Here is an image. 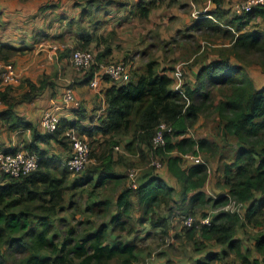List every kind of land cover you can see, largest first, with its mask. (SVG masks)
I'll return each mask as SVG.
<instances>
[{
  "label": "trees",
  "instance_id": "16d2710c",
  "mask_svg": "<svg viewBox=\"0 0 264 264\" xmlns=\"http://www.w3.org/2000/svg\"><path fill=\"white\" fill-rule=\"evenodd\" d=\"M213 1L217 6L208 14L216 21L210 17L200 19L193 29L205 30V35L223 36L230 40V50L201 67L193 87L186 88L184 83L189 105L174 89L173 74L159 70V62L153 59L135 71L128 82L103 87L106 107L97 124L81 129L78 120L61 118L56 131L45 132L21 116L16 107L33 101L52 86L51 78L47 76L39 82L28 79L29 90L15 96L17 90L3 82L4 70H0V101L5 105L0 122L13 131L30 130L32 137L12 149L0 150L15 152L23 147L38 158L37 168L19 177L0 172V264H135L140 252L136 241L130 239L135 233V203L144 208L141 223L166 230L168 216L158 215L156 207L165 204L171 216L176 198L181 199L179 209L186 220L209 204L219 210L211 217L202 213L203 219L210 217L207 224L196 220L191 226L182 227L183 236L197 251L204 252L213 243L225 246L222 254L233 253L240 264L258 263L248 249L243 250L242 241L236 236L240 227L264 228V85L257 88L245 65L233 63L230 56L241 63L254 58L264 73V28L255 24L257 18L264 21V6L228 17L231 12L220 7L222 0ZM138 8L140 16L147 19L152 6L145 7L141 2ZM93 25V31L86 26L80 29V47L91 48L96 62H110L114 52L98 33L99 21ZM17 52L18 48L0 43V59L4 62L14 65L10 60ZM127 60L126 57L122 62L129 63ZM95 68L96 64L81 72L76 84L88 85ZM106 81L110 82L109 78ZM216 90L220 94L217 101ZM210 107L216 112L220 134L234 139L237 146L233 162L222 170L224 181L219 186L224 192L214 199L208 198L204 190L209 178L208 164L183 166L184 154H198L197 148L213 150L208 139L186 136L189 124ZM76 110L79 119L87 117L80 108ZM163 124L172 131L165 130V144L154 148L153 138ZM77 128L88 135L92 148L100 144L95 139L98 136L104 142L101 154L93 151L91 156L99 164L73 178L75 173L64 162L72 153L67 131ZM124 138L130 141L123 143ZM53 141L65 146L63 156L42 147ZM121 144L134 154L162 156L169 173L181 185V192L156 174L141 181L137 188L127 186V175L115 168L114 151ZM110 181L123 186L114 201L101 192ZM231 200L246 205L243 214L223 210ZM78 211L89 216L75 224ZM97 217L104 221L99 222ZM255 246L264 256L263 232L255 238ZM219 257L209 252L197 259V264H212Z\"/></svg>",
  "mask_w": 264,
  "mask_h": 264
},
{
  "label": "rangeland",
  "instance_id": "374dc122",
  "mask_svg": "<svg viewBox=\"0 0 264 264\" xmlns=\"http://www.w3.org/2000/svg\"><path fill=\"white\" fill-rule=\"evenodd\" d=\"M31 1L32 4H35L37 1L39 3V7L29 11L31 17L28 19V22H32L34 20H38L40 22L44 21V24L51 27L60 26L61 14L63 15V12H66L64 13V16L66 15L71 17L73 14V7L78 5L77 2H83V0H16V2L19 3H29ZM138 1L139 0H92L93 4L91 7H89L87 3H83L80 5L81 7H77L79 8L78 10H81L82 8L87 10L89 8V11L91 10L94 13L84 17L85 23L83 26L89 27L93 31L94 22L99 21V30H101V32L98 30V33L103 35L102 38L107 41L105 45H109L114 52L113 58H110L111 60L109 59L110 62L105 60L104 63L121 62L127 57L128 60L126 62H129L128 64L131 65L132 77L135 71L141 70V68L144 66L143 64L153 59H156L159 62V70H166L171 75L173 74L176 66L180 63H183L185 71L184 83L187 88L189 86L193 87L191 80L195 79L198 69L203 67L205 64L210 63L212 60L221 58L222 54H227L230 50V40L226 38L222 39L223 36L217 34L208 33L205 35L203 33H199L196 29H193V24L190 22L184 23L185 21L183 18L179 17V15L190 12L192 8L199 10L201 6L205 5L208 1L195 0L196 2L194 3L193 7H187L185 10L179 9L177 11L176 9L174 10L175 6L169 7L167 5V0H162L158 5L157 0H145V2L150 1L153 3L152 8L150 9L151 15L148 19L140 18L137 15V9L135 6ZM182 1L191 2V0ZM241 1L242 0H226V2L230 4L228 7L231 12L229 13V17L237 14L236 7L241 5ZM62 4L65 7L64 10L60 6ZM47 5L54 7L48 8L49 10H45V8L49 7ZM97 9L99 11L98 13L96 12ZM45 11L51 12V14L46 15ZM160 11H164L167 14L164 20H159V16H157V12ZM118 12H121L120 16L118 15ZM34 15H40L41 19H39L40 17L36 19ZM173 15H175L173 21L168 22V19ZM70 21L75 22L73 18L66 19V21H64L62 35L60 38H54L53 41L50 40L49 42L46 38L44 45L58 42L55 44H57V46L61 45L63 48L59 49L58 53L64 52L65 54V60L62 68L64 69L66 66V71H64L65 69L62 70L64 72H62V74L59 75V78L55 81L61 86H66L65 88L67 89H72L76 97V89L78 88L76 86L74 87V85H78L76 84V80H78V77L82 76V73L77 71L74 66L71 65V53L75 49L91 52L93 51L91 48H81L79 44L80 40H77L78 43H76V45H71L73 41L72 38L74 36L72 35V37H70V32L63 35L64 32H66L65 30L70 29ZM76 22L78 23V19ZM255 24H257V26L260 28H264V21L261 18H257L255 20ZM176 26H180L181 28ZM37 37H39V34L35 36V39ZM43 40L44 39L42 38L40 39V41ZM23 44L24 43L21 42L20 47H16L19 49V52H17L10 60L12 63H15L14 66L16 74L19 76V82L16 85H13L15 90H17L15 96H21V94L25 92L27 88L29 90L27 85L28 79L34 82H39L41 78H45L47 76L48 78H51L49 76L55 75L56 72L58 73V71H56V69L53 67L45 68V65H48L46 64V61L50 62L49 64H51L53 61H50L49 58L44 59L43 51L37 52V50L34 49L36 47H28L26 45L25 46L28 49L24 48ZM151 44L154 45L150 46ZM38 48L41 49L44 47L40 48L38 46ZM50 50L53 52L52 49ZM131 60H133V62H131ZM230 60L235 64L245 65L248 75L251 79H253L257 88L264 84V73L258 64H256L254 58H249L248 62L244 63H241L231 56ZM66 72H68L67 74H71L72 77H66ZM73 76L75 77L73 78ZM68 79H71L72 81H69ZM88 88L89 86L87 85V89ZM89 93H91L90 88L83 94L89 98ZM100 95H96L94 93L93 97H91V103H94L95 106V109L93 110L87 108V102L85 99L88 98L85 97L80 99L77 96L81 102V112H84L86 116H96L94 117V124L98 123L97 117L100 114H103L106 107L104 96L103 94ZM219 98L220 94L216 90V101ZM28 103L29 104H18L17 110L21 116L27 120H30L35 127H40V109L43 105L35 104L32 108H30L33 110H29L26 114H24V109H27L28 106L31 107V102ZM3 109H5V105L1 103L0 112ZM189 125L188 133L186 135L187 137H191L194 140L206 138L212 142L213 150L211 151L215 154H211V151L209 150L203 151L199 148L196 149L198 154H195L194 152H190L188 154L195 156L200 155L202 158L201 163L206 162L208 164L209 178L204 190L206 191L208 198H217L224 192L223 187L219 186V184H222L224 181L222 170L225 164L233 162L234 153L237 148L236 141L232 138H224L223 135L220 134L218 118L213 107L205 109V112L197 119L193 120ZM76 132L84 138L83 134H81L78 128ZM15 133L10 131L9 128L6 127V124L4 125L2 122H0V146H4V144L19 146L22 141L24 143V140L27 142L32 139L28 132ZM97 139L100 140V144L95 145L96 148H92L90 146L91 156L93 151L97 154H101L103 150L102 142L104 141L100 139V136H98ZM178 139L179 138L175 140ZM87 140L90 142L88 136ZM120 147V152L114 151V159L117 162L115 168L118 173L125 174L128 178V174L132 170H137L138 184L150 175L156 174L163 177L170 186L181 192V185L177 183L172 177H170L166 171L160 172L158 169L155 171V162L161 163L160 168H162V164H164V158L162 156L157 155L156 157H153L150 153H145V155H142L141 153L134 154L127 151L124 148V144H121ZM48 148H50V146ZM52 150L53 152L59 154L62 151V147L58 146L57 144H53ZM174 154L180 153L174 152ZM96 164H99L97 163L96 159L90 158V162L86 165L83 171L87 170L90 166H95ZM190 165H192V160H186L184 158L183 166L189 167ZM82 174L83 172H80L73 174L72 176H74L73 178H78L79 176H82ZM126 181L127 186H131V179L128 178ZM101 192L103 197L114 201L120 190L115 183H108L101 189ZM176 199L177 204H175V206L174 204L172 205L174 206V211L172 212L171 216L169 211L166 210L168 207H165V204L156 207L158 215L165 217L168 216L169 228L166 230L161 228L156 229L147 225V223H141L140 218L143 216L144 208L137 202L135 203V208L133 210L135 233L130 238L131 240L133 239L136 241L140 251L138 254V262L135 264H197V259L203 258L209 252H215L220 256L217 258V260L213 261L212 264H240V260L233 253L229 252V255L222 254L223 250H226V247L222 245L211 243L204 252H199L196 250L195 245L189 242L181 232L182 227L186 226L187 224L185 221V216L182 215L179 209L181 205V199ZM245 208L246 205L240 208L238 207V204L232 201L230 204L226 205L223 210L237 211L243 214ZM203 212L207 213L211 217L213 214L219 212V210L218 208L214 209L212 204L203 206L202 208L200 207L198 208L196 215L191 217L194 219V222L196 220L202 221ZM72 214L73 213H71V215ZM64 216L65 214H63V217ZM87 216L89 215L84 214L82 211L75 212L74 223L76 224L78 221H84L85 218H88ZM97 219L99 222L104 221L103 217H97ZM261 232L264 233V228H259L256 225H247L246 227H240L236 236L242 241V248L248 249L251 252L252 258L257 259L258 263L264 260V256L257 251L255 246V238ZM147 233L150 235L147 236ZM115 238L116 235L114 236V239Z\"/></svg>",
  "mask_w": 264,
  "mask_h": 264
},
{
  "label": "crops",
  "instance_id": "0c3cea01",
  "mask_svg": "<svg viewBox=\"0 0 264 264\" xmlns=\"http://www.w3.org/2000/svg\"><path fill=\"white\" fill-rule=\"evenodd\" d=\"M161 1L162 0H157V5ZM206 1H208V2H206L205 5L201 6V8L199 10L192 8L190 12H188V13L186 12L183 15H179V17L183 18V20L185 21L184 23L190 22L191 24H193V26L197 23L198 20L206 19V18H209V17L216 21V19L214 17H212V15L208 14V12L210 10H212L213 8H215L217 6V4L213 0H206ZM141 2L143 4V6L150 7V8L153 5V3L150 2V1L149 2H145V0H139L137 2L136 6H135L136 9H137V15L140 18H143V17L140 16V11H139V8H138V4L141 3ZM195 2H196L195 0H191V2H188V1L185 2V1H182V0H167V5L169 7L175 6L174 10L176 9L178 11L179 9L180 10H185L187 7H190V8L193 7ZM77 3H78V5H75L76 7L75 6L73 7V14H72L71 17L70 16H66V15L64 16V13H66V12H63V15L61 14V16H60V18H61L60 26L51 27V26H48V25L44 24V21L40 22L38 20H36V21L34 20L32 22H28L29 21L28 19L31 17L30 14H29V11H31L33 9H37L39 7V3L37 1H36L35 4H32V1L29 2V3H19V2H16V0H0V41H1L0 43H5V44L8 43L9 45H11L13 47H18L19 48L20 44L22 42V43H24L23 44L24 48H27L26 46H28V47H36L34 49H36L37 52L38 51H43L44 52V57H43L44 59L45 58H49L50 61H53V62H51V64H49L50 62L46 61V64H48V65H45V68H52L53 67L54 69H56V71H58V73L56 72L55 75L49 76V77H51V80L53 79L52 80L53 81V85L47 87L42 94L38 95V97L36 99L31 101V107L28 106L27 109H24L25 110V111H23L24 114H26L29 110H33V109H30V108H32L33 105H35V104L36 105H43V106H41V109H40V113L42 114L45 110L52 108V106L55 104V102L60 100V98L62 97L63 93L67 89V88H65L66 86H64V85L61 86L60 84L56 83V81H55L56 79L59 78V75H61L62 72L66 71V69H65L66 66L64 67L65 70L62 68V65H63L64 60H65V54H64V52L63 53H58L59 49H63V48L61 47V45L57 46V44H55V43H58V42L51 43V44H46V45H44V44H45V39L46 38H47L48 42L50 40L53 41L54 38H60V36L62 35V28H63L64 21H66V19H71V18H73L75 22H71V21L69 22L70 29L69 30H65L66 32H64L63 35L68 34V32H70V35H71L70 37H72V35L74 36L72 38L73 41H72L71 45H76V43H78L77 40H80V37H79L80 29L83 28L82 26L85 23L84 22V17L89 15L90 13L88 12L89 8L87 10H84V8H82L83 10L82 9L78 10L79 8H77V7L78 6L81 7L80 5H82L83 3H87L89 5V7H91L93 2H92V0H83V2H77ZM189 4H190V6H189ZM47 6H49V5H47ZM60 6L63 8V10L65 9L63 4L60 5ZM229 6H230V4L228 2H226V0H222V3L220 5L221 8H223V9L226 8L227 9ZM53 7L54 6H51V7L49 6V7L45 8V10H49L48 8H53ZM127 11H129V10H127ZM45 13H46V15H50L51 14V12H48V11H45ZM120 14H121V12H118L119 16H120ZM40 15L39 16L38 15H34V16L36 17V19H38V17H40L39 19H41ZM150 15H151V11H150L149 17H150ZM166 15L167 14L164 11L157 12V16H159V20H164L166 18ZM174 17H175V15L170 17L168 19V22L169 21H173ZM228 17H229V15H228ZM77 19H78V23L76 22ZM143 19H145V18H143ZM78 25H79V27H78ZM176 27L181 28L180 26H176ZM99 29L100 28L98 27L97 30H99ZM99 32H101V30H99ZM198 32L199 33H204L205 30L198 31ZM35 34L36 35L39 34V37H37L36 39H35V36H36ZM41 38L44 39V40L40 41ZM222 39H224V37H222ZM205 42H202V43H205ZM207 43L210 44L209 42H207ZM153 45L154 44H151L150 46H153ZM38 46L40 48L41 47H44V48L39 49ZM50 49H52L53 52H51ZM70 61H71V56H70ZM66 65H67V63H66ZM71 65H73L72 61H71ZM62 70H64V71H62ZM199 70L200 69H198V71ZM67 73L68 72L65 73L66 77H68V78L72 77L71 74H67ZM74 77L75 76H73V78ZM68 80L72 81L71 79H68ZM191 81H192L191 84L194 85L196 83V77H195L194 80L192 79ZM109 84H112V83L111 82H107L106 86H108ZM12 85H16V84H12ZM75 86L78 88V89H76V94H77V96L80 99L85 98V97L88 98V96H85L83 93L88 91V89L90 87L87 89V85H82V86L81 85H74V87ZM26 90H28V88ZM94 93L95 92H93V90H91V93H89V98L85 99L86 102H87V108L90 109V110L95 109L94 103H91V101H92L91 97H93ZM95 94L96 95L97 94L100 95L99 93H95ZM100 96H102V95H100ZM1 103L2 102L0 101V104ZM24 103L25 104H29L28 102H23L21 104H24ZM17 109H18V107H17ZM88 109H87V111H88ZM60 116H61V118H67L70 121L78 120L79 121L78 122V126H79L78 128H81V129L82 128H87L90 125H91L90 127H92L93 124H94V121H95L94 117H96V116H87V117H85V119H79L77 110L75 111V110L69 109V108L61 110L60 111ZM40 118H41V115H40ZM28 121H30V120H28ZM10 131H12L14 133L15 132L16 133H27L28 132L29 135L31 136L30 130H23V131L10 130ZM83 136H84V139L87 140V136L88 135L87 134H83ZM95 139H97V138H95ZM24 142H25V140H24ZM126 142H129V138H124L123 139V143H126ZM21 143H23V141ZM53 144H57L58 146L62 147L61 153L58 154V153L53 152V150H52ZM49 146H50V148H48ZM14 147L15 146L8 145V144L7 145L4 144V146H0L1 149H9V148L12 149ZM42 147L45 148L46 150H49L51 153L58 154V155H62L65 152V149H66L65 146L60 145L58 142H55V141L51 142V144H49V145L43 144ZM158 171H160V172L161 171H166L167 174L170 177H172L178 183L176 178H174L169 173L166 164H164L162 166V168H159ZM94 178H98V177L96 176ZM108 183L109 184L110 183L114 184L115 182L110 181ZM116 186L118 187V189L120 191L123 188V186H121V185L119 186V185L116 184ZM243 250H246V249L243 248Z\"/></svg>",
  "mask_w": 264,
  "mask_h": 264
},
{
  "label": "built area",
  "instance_id": "2783aa9c",
  "mask_svg": "<svg viewBox=\"0 0 264 264\" xmlns=\"http://www.w3.org/2000/svg\"><path fill=\"white\" fill-rule=\"evenodd\" d=\"M264 6V0H242L241 5L236 7L237 13L250 12L255 7ZM71 61L79 72H86L96 64L94 76L91 79L88 86L95 93L102 94L103 87L107 84V78L111 83H126L131 79L132 68L131 65L125 62L116 63H101L96 62L95 54L91 51H84L75 49L71 54ZM0 70H4L2 73L3 82L6 84H17L19 82V76L16 74L14 65L11 63H6L0 60ZM184 65L180 63L176 66L173 76H174V89L183 96L187 101V105L190 104V98L184 87ZM106 82V83H105ZM81 107L80 100L75 97L72 89H66L59 101L55 102L52 108L45 110L41 114L40 127L45 132H54L58 129L61 116L60 111L64 109H79ZM101 115V114H100ZM100 115L97 117L99 119ZM77 129H70L67 131V137L70 142L72 153L71 156L65 160L64 164L73 173L82 172L86 165L90 162L91 158V147L89 142L81 137L77 132ZM165 130L172 131L168 128L166 124L161 125V129L157 132L153 138L154 148L163 146L166 142L165 140ZM117 151H121L120 146H116ZM183 158L186 160H192L194 164H200L202 161L201 156L184 154ZM156 168L161 167V163L155 162ZM38 166V158L35 154L23 149L21 147L17 151H5L0 150V172L9 174L15 177L27 174L35 170ZM128 178L131 179L133 188H137V170H132L128 174ZM233 200H231L232 202ZM235 202V201H233ZM236 203V202H235ZM230 204V203H229ZM237 204V203H236ZM244 204H238V207H242ZM193 218H188L186 224L191 226L193 223ZM210 222V217L202 219V223L207 224ZM256 264H264V260Z\"/></svg>",
  "mask_w": 264,
  "mask_h": 264
}]
</instances>
